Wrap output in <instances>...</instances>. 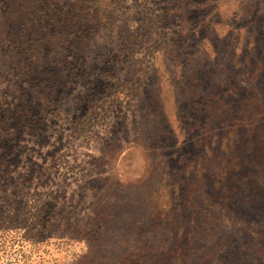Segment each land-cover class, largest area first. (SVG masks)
<instances>
[{
    "label": "rangeland",
    "instance_id": "rangeland-1",
    "mask_svg": "<svg viewBox=\"0 0 264 264\" xmlns=\"http://www.w3.org/2000/svg\"><path fill=\"white\" fill-rule=\"evenodd\" d=\"M9 14L25 17L0 33V264L123 255L171 189L200 180L201 216L247 166L255 192L223 232L261 248L264 0H0Z\"/></svg>",
    "mask_w": 264,
    "mask_h": 264
},
{
    "label": "trees",
    "instance_id": "trees-1",
    "mask_svg": "<svg viewBox=\"0 0 264 264\" xmlns=\"http://www.w3.org/2000/svg\"><path fill=\"white\" fill-rule=\"evenodd\" d=\"M10 17L9 14L5 20L7 23L0 25L2 35H8L9 31L14 30L17 19L23 20L25 14H19L15 19H9ZM15 21L16 24H14ZM33 69L34 67L30 71ZM261 101L260 105L264 107V98H261ZM238 162L239 157L232 158L229 164L224 165L223 173L236 172L237 168L234 165ZM252 171V167H245L243 173L245 181L243 184L234 185H231L229 178L223 174L226 177L222 186L224 192L230 189L232 191L231 194L223 196L224 203L216 206L219 207L217 217L211 216L216 207L210 204L205 205L207 208L201 216L194 212L188 211L187 214L185 212L190 199L198 198V191L202 184L200 180L191 182L193 189L186 190V194L176 192L175 188L171 189L167 203L149 214V220L154 225L151 222L150 229L140 230L137 234L132 227V233L135 236L124 241L126 253L112 256L99 264H264L263 229L255 230L251 236L253 243L262 242L261 248L250 246V244L243 246L244 242L239 237L232 234L225 235L223 232V229L226 232H232L237 223V214L230 212V208L236 205L235 201L243 203V200L241 201L244 197L243 193L246 198H249L255 192L254 186L248 182ZM185 176L182 173V177ZM175 193L180 197L178 202L174 200ZM211 197V193L206 196L209 200ZM230 202L234 204L231 205ZM202 218H204L203 221H208L206 225L201 223ZM213 219L217 222H213Z\"/></svg>",
    "mask_w": 264,
    "mask_h": 264
}]
</instances>
